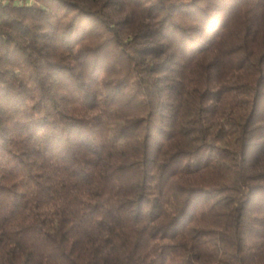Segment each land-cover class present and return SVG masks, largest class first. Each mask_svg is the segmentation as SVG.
Segmentation results:
<instances>
[{
	"label": "trees",
	"instance_id": "1",
	"mask_svg": "<svg viewBox=\"0 0 264 264\" xmlns=\"http://www.w3.org/2000/svg\"><path fill=\"white\" fill-rule=\"evenodd\" d=\"M0 264H264V0H0Z\"/></svg>",
	"mask_w": 264,
	"mask_h": 264
}]
</instances>
